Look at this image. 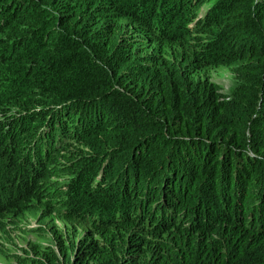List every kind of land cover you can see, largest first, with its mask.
<instances>
[{
	"label": "trees",
	"instance_id": "16d2710c",
	"mask_svg": "<svg viewBox=\"0 0 264 264\" xmlns=\"http://www.w3.org/2000/svg\"><path fill=\"white\" fill-rule=\"evenodd\" d=\"M32 4L36 18L49 19L25 33L13 22L28 17V0H0V63L11 60L15 87L27 50L54 38L64 54L31 66L49 72L48 88L64 81L48 93L39 82L33 93L27 75L13 99L22 111L0 102V215L15 211L19 178V199L58 208L59 178L71 167L58 169L55 155L70 150L55 148L88 132L81 142L97 151L90 159L111 157L110 172L123 163V191L102 185L96 168L83 173L64 209L93 236L80 237L72 257L46 250L47 264H264V0ZM218 65L232 73L227 92L206 72Z\"/></svg>",
	"mask_w": 264,
	"mask_h": 264
},
{
	"label": "rangeland",
	"instance_id": "374dc122",
	"mask_svg": "<svg viewBox=\"0 0 264 264\" xmlns=\"http://www.w3.org/2000/svg\"><path fill=\"white\" fill-rule=\"evenodd\" d=\"M32 1L35 3L37 2L38 5L39 0ZM32 1L28 0V17L26 19L19 20L18 22H13L14 26L16 25L18 27L22 24L23 26L20 28V30L23 29L25 33H28L30 30L32 31L34 26L42 25L43 21L49 19L48 15L44 16L43 18H36V10H34ZM25 27L27 28L26 30L24 29ZM54 28V25L49 24V26H47V28L44 30V33L39 35V39L42 38L43 43L49 42L50 37H48V35L49 33H52ZM44 34H46V36H44ZM35 35L38 34L36 33ZM62 49L63 46L61 41H54V38H51L46 47H37L32 50H27L29 56L24 58L25 62L28 60L29 61L24 67L21 76H19V79H17V85L15 87L8 79L14 78L15 80L16 78L15 73L9 69L11 60L9 58L2 60L4 63H0V84H8L5 85L6 87L3 92H1L0 89V102H4L9 113H17L18 111H22V102L14 103L13 99L20 98L22 94L21 88L24 86V82L28 79L26 78L27 75H29V81L32 86L31 91H33V93L38 92L40 86L39 82L46 84L47 90L45 93H48L52 91L58 82L64 81L63 78H57L50 84L51 88H48L49 72H43L39 74L38 69H33L31 66L32 61L38 56L41 59H45L46 57L51 56L53 52L56 53L55 59L58 61V59L64 54ZM206 72L209 74L210 78L219 85L220 91L227 92L232 86L233 76L227 67L223 65L212 66L208 67ZM91 74H94V71L93 73L91 72ZM55 98L56 97H54V99ZM60 99L64 98L61 96L59 100ZM108 103L113 108L111 118L118 119L119 116H121L124 112V109L120 107V100L115 98L108 101ZM48 104H50V102H47L45 105ZM52 105L54 106L57 104L52 103ZM71 122H75V119L71 118L70 123ZM56 130L57 128H53L54 133H56ZM49 131L50 129H43L42 135L47 134ZM96 131L97 130L94 132ZM87 134L88 132L79 133L78 135H75V137L71 138L69 143H64L65 141L59 142L55 148L60 150L61 147L68 146V150L70 151L67 158L71 159V162L61 165L67 161V158H63L58 154L55 155L56 162L54 164L59 166L58 169L71 167L70 171L64 174V178H59V181L63 182L64 184L66 193H64L65 197L62 198L61 201H55V204H57L58 208L54 206L47 208V206H44L43 204V198L41 200L31 198L27 200L26 198L19 199L18 195L16 194H19V192L23 190V178L18 179L20 183L19 190L14 191L13 189L11 191L15 196V199H13L11 203L16 204L14 207L15 211L12 209L6 210L0 215V264H47L44 258V252L46 250H49L59 256V251H61V249H65L69 257H72L74 244L79 240V238L82 236H86L87 238L93 236L90 234L92 229L89 224L86 222L82 223L75 217L70 218L69 216H66L67 212L65 211L64 206L68 203V201H70L67 196H70V193H74L76 195L75 182H77V180L83 176V173H86L87 171L94 168L96 169L92 172H96L98 177L103 176L102 185H107V187L111 188L113 191L122 192L123 189H120V169L122 168L121 166L123 163L119 166H115L114 170L110 172V170L105 166L107 163L111 162V157H109V160L106 161L90 159L87 154L97 153V151L89 148L87 145H84L81 142V139H83ZM35 143H37V141ZM102 143V140L92 142V144L96 145H101ZM105 155L106 154H104L102 158H104ZM126 164L127 161L125 162V165ZM100 166H102V168L105 167V174H103V171L101 174V169H98ZM0 192H5V189L0 188ZM2 199L4 202L7 201V198L4 199L2 197ZM7 205L8 201L5 203V206Z\"/></svg>",
	"mask_w": 264,
	"mask_h": 264
}]
</instances>
